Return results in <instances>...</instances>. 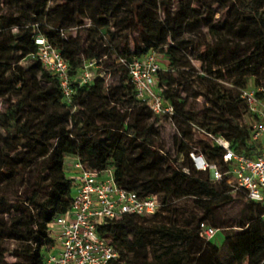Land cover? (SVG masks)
I'll use <instances>...</instances> for the list:
<instances>
[{"label":"trees","instance_id":"obj_1","mask_svg":"<svg viewBox=\"0 0 264 264\" xmlns=\"http://www.w3.org/2000/svg\"><path fill=\"white\" fill-rule=\"evenodd\" d=\"M228 1L230 19L216 24L210 20L208 0H177L166 20L159 12H170L174 0H0V264H48V247L56 243L52 224L68 210L75 190L66 169L68 157H79L91 170L113 169L119 186L145 196L157 194L162 205L181 197L200 203L202 215L188 227L151 224L146 216L130 215L100 226L101 235L119 252L109 264H228L220 258L219 245L200 235V224L208 221L222 230L210 219L233 201V189L224 181L213 183L209 172L197 168L192 154L202 153L224 167L223 149L205 131L226 138L236 152L253 156L249 107L241 92L235 95L215 83L198 93L206 102L197 111L180 90L191 66L188 50L204 47L201 57L207 70L215 71L218 79L232 78L242 89L248 77L263 71L264 0ZM87 15L93 24L84 40L80 31L70 29L83 25ZM210 27L235 36L228 44V60L215 70L209 65L217 60V43L199 36ZM36 28L68 62L74 89L70 102L55 73L38 57ZM152 51L168 60L159 71L158 87L175 107L171 118L192 127L179 124L169 149L155 139L161 114L137 98L129 75V63ZM24 59L35 64L26 69ZM86 61L115 66V82L97 75L81 84L78 78ZM196 134L203 135L198 146L193 142ZM20 146L21 157L16 158L13 152ZM163 189L167 192L160 195ZM237 192L246 199L245 214L236 224L242 230L226 235L225 242L238 264H264V202ZM11 242L18 243L14 250ZM153 246L151 259L130 260ZM11 252L18 258L8 261Z\"/></svg>","mask_w":264,"mask_h":264},{"label":"built area","instance_id":"obj_2","mask_svg":"<svg viewBox=\"0 0 264 264\" xmlns=\"http://www.w3.org/2000/svg\"><path fill=\"white\" fill-rule=\"evenodd\" d=\"M36 42L40 45L38 57L44 68L55 73L66 101L70 102L74 89L68 62L44 35H37ZM162 63L159 54L152 51L129 63V75L135 85L137 98L156 114L171 117L176 113L175 107L165 99L158 87ZM96 64V61L84 63L78 78L81 84L101 75L92 72L91 67ZM240 96L249 107L246 119L252 131L253 156L238 153L226 138L203 131L206 137L223 149L224 167L210 162L202 153H193L192 157L199 170L209 172L213 183L224 181L233 191L243 192L247 199L264 202V87L246 86ZM69 158L73 159V200L68 210L54 222L60 227V247L48 255L47 263L109 264L118 259L119 252L101 235L99 227L124 215H154L162 206L161 199L157 194L145 196L119 186L114 179L113 169L99 172L86 167L79 157ZM218 230L208 221L200 224V235L207 241Z\"/></svg>","mask_w":264,"mask_h":264},{"label":"rangeland","instance_id":"obj_3","mask_svg":"<svg viewBox=\"0 0 264 264\" xmlns=\"http://www.w3.org/2000/svg\"><path fill=\"white\" fill-rule=\"evenodd\" d=\"M208 2L212 5L210 9V16L211 21L219 24L224 23L230 19V10L232 2L228 0H208ZM57 1H53L51 6H55ZM177 0H174V5L169 11H161L159 14L162 16L163 20L169 18V14H173L177 7ZM84 24L79 26H72L70 31L73 33H77L80 31L82 38L85 40L88 35V28L93 24V21L90 18V15L84 17ZM3 24L0 22V28H2ZM36 33L39 34V28H36ZM186 34H189L188 32ZM129 37V34L127 33ZM201 40L202 41H210L217 43L218 48V57L215 63L209 65V68H219L222 66L227 60L229 56L228 44L235 40V36L229 30L222 29L219 27H210V28H203L200 32ZM237 40V39H236ZM220 42V43H219ZM132 45V44H131ZM133 46V45H132ZM204 47L200 50H188L187 57L190 60L191 66L188 68L182 77V81L185 83L182 85L183 87H178L180 90H185L182 92L183 96H189L190 103L193 108L197 111L203 110V105L206 102V98L202 94H198L200 92H207L209 88V84H220L223 86L225 90L232 92L235 95H238L241 92V87L237 86L233 79L230 77L224 79H218L215 77V71L210 72L207 70L208 64L203 61L201 55H203ZM108 60V59H106ZM159 60L162 63L163 67H167L168 60L163 54H159ZM23 66H26V69H29L31 64H35L30 59H24L21 63ZM93 73H99L101 75L106 76L107 82L109 84L114 83L116 78L114 77L113 72L115 71L116 67H107L105 61L104 63H97L96 65L91 67ZM113 74V76H112ZM257 81L260 82L259 86L264 87V69L257 75L250 76L247 78V85H257ZM177 88V87H176ZM208 105V103H207ZM4 110V102L2 97H0V112ZM179 124L182 125L184 128H192L191 125L183 120L179 119L178 122L174 121L173 118L165 115H160L159 121L156 124V128L158 130V135L155 137L157 138L160 145L169 149L173 146V138L174 135L179 131ZM186 126V127H185ZM1 129H0V136H1ZM203 140V135L196 134L193 136L194 145H199ZM22 152V147L20 146L18 150L13 152V155L20 154ZM21 156H17L16 158H20ZM179 161L177 163L180 165L181 161L183 160V155H180ZM71 164H73V159L67 158L66 159V169L68 171V175L71 177L73 174V169ZM71 166V167H70ZM17 185L13 189V191H17ZM75 188V187H74ZM167 191L165 189L159 192L160 195H164ZM233 201L219 207L213 217L210 219L216 220L222 230H218L217 233L212 238V241L219 245L220 247V258L227 262L228 264H238L234 261L231 257V252L229 247L225 242V236L232 233H238L242 230L241 227L236 226V224L242 219L245 214V204L246 199L244 196L237 191H233ZM160 197V196H159ZM16 198L12 197L11 202H15ZM200 203H198L196 198L193 197H181V198H172L169 202L163 203L159 211L156 214L147 216L145 221L151 224L157 225H178L181 227H188L191 222L195 219H198L202 215V210L200 208ZM234 225L233 227H228V225ZM55 223L52 224V228L55 229V235L57 237V233H59V229L56 227ZM52 237H54V233L51 232ZM58 240L57 238H55ZM18 243L11 242L10 247L14 250L17 247ZM155 246L149 247L146 250H143L139 256L138 255H131L130 260L134 262L143 261L145 257L151 259L152 251H154ZM49 250L52 249V246L48 247ZM18 257L16 256L15 252H11L7 256L8 261L16 260ZM244 264H248L246 260Z\"/></svg>","mask_w":264,"mask_h":264},{"label":"crops","instance_id":"obj_4","mask_svg":"<svg viewBox=\"0 0 264 264\" xmlns=\"http://www.w3.org/2000/svg\"><path fill=\"white\" fill-rule=\"evenodd\" d=\"M71 167V166H70ZM57 227V229H59L60 230V227L57 225L56 226ZM52 232L54 233V238H57L58 239V233H57V237H56V235H55V229H53L52 228ZM59 247H60V244H59V239L58 240H56V243H55V245L52 247V249L50 250V253H54V252H56L58 249H59Z\"/></svg>","mask_w":264,"mask_h":264}]
</instances>
